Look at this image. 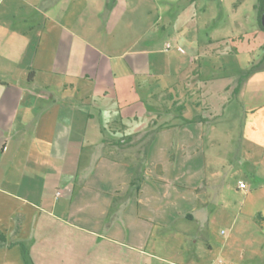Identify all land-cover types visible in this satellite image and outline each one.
Masks as SVG:
<instances>
[{"label": "crops", "instance_id": "obj_1", "mask_svg": "<svg viewBox=\"0 0 264 264\" xmlns=\"http://www.w3.org/2000/svg\"><path fill=\"white\" fill-rule=\"evenodd\" d=\"M177 2L0 0V264H24L9 241L33 240L34 264H106L111 243L158 252L219 202L218 140L264 144L257 108L220 120L230 99H209L202 60L226 41L197 37L196 2ZM235 78L246 95L250 75ZM235 188L262 228L264 184Z\"/></svg>", "mask_w": 264, "mask_h": 264}, {"label": "rangeland", "instance_id": "obj_2", "mask_svg": "<svg viewBox=\"0 0 264 264\" xmlns=\"http://www.w3.org/2000/svg\"><path fill=\"white\" fill-rule=\"evenodd\" d=\"M175 1L177 8L179 3ZM194 1L197 9V37L213 41L223 38L226 41L219 45V53L206 55L202 60L206 64L204 66L209 68L207 74L218 77L214 82L215 89L220 91L217 90L218 93L209 99H230L220 120H229L228 111L232 106L240 109L242 118L244 109L252 106L257 108V114L253 116H258L264 123V45L259 47L257 40L254 49H245L242 47L245 43L239 42L242 38L253 42L254 35L258 38L263 31L254 9L258 0ZM245 73L250 75L243 87L246 95L237 98L234 96L237 83L235 76ZM227 84H231L229 92L221 90ZM143 139H148L147 134ZM246 142L247 139V146ZM124 143L127 145L126 141L121 144ZM218 143L223 157L222 165L228 175L225 173L224 190L216 194L219 202L209 203L204 209V219L190 225L189 235L172 236V239L164 240L158 252L152 251L150 241L149 247L144 248L111 243L107 247L106 264H264V221L262 228H259L238 214V207L233 204V201L241 200L244 194L243 190L235 188L239 178L249 180L253 185L264 184V144L257 143L255 151L251 150L248 155L246 146L242 148L241 139H236L235 135L219 139ZM250 170H255L257 175H246ZM32 244L33 240L15 244L9 241L6 247L17 246L21 252L22 245L29 251Z\"/></svg>", "mask_w": 264, "mask_h": 264}, {"label": "trees", "instance_id": "obj_3", "mask_svg": "<svg viewBox=\"0 0 264 264\" xmlns=\"http://www.w3.org/2000/svg\"><path fill=\"white\" fill-rule=\"evenodd\" d=\"M256 10L258 13L259 26L264 31V26H263L262 21H261L262 16L264 17V0H258L257 1ZM240 82H241V79L238 81L235 89H238ZM179 110H181V107ZM183 120L189 121V119H183ZM2 242H3V237L0 234V245L2 244ZM21 255H22V259H23L24 264H34L33 260L30 257L29 251L27 250V248L24 245H22V247H21Z\"/></svg>", "mask_w": 264, "mask_h": 264}, {"label": "built area", "instance_id": "obj_4", "mask_svg": "<svg viewBox=\"0 0 264 264\" xmlns=\"http://www.w3.org/2000/svg\"><path fill=\"white\" fill-rule=\"evenodd\" d=\"M166 47H169V43H166ZM177 50L180 51V52H183V49L181 47H177ZM238 187L239 188H245L246 184L243 181H239L238 182ZM57 194H59V192H57ZM220 264H222V262Z\"/></svg>", "mask_w": 264, "mask_h": 264}, {"label": "water", "instance_id": "obj_5", "mask_svg": "<svg viewBox=\"0 0 264 264\" xmlns=\"http://www.w3.org/2000/svg\"><path fill=\"white\" fill-rule=\"evenodd\" d=\"M261 21H262V24H263V26H264V17L262 16V18H261Z\"/></svg>", "mask_w": 264, "mask_h": 264}]
</instances>
